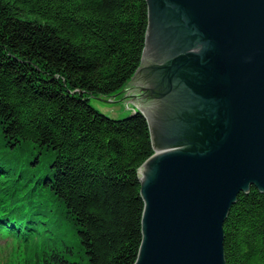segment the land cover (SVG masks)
Wrapping results in <instances>:
<instances>
[{"label": "trees", "instance_id": "obj_1", "mask_svg": "<svg viewBox=\"0 0 264 264\" xmlns=\"http://www.w3.org/2000/svg\"><path fill=\"white\" fill-rule=\"evenodd\" d=\"M148 11L147 0H0V252L25 250L21 264L137 261L149 124L140 112L110 118L90 99L117 95L140 67ZM63 227L80 261L56 244ZM224 233L227 264H264L256 187Z\"/></svg>", "mask_w": 264, "mask_h": 264}, {"label": "water", "instance_id": "obj_2", "mask_svg": "<svg viewBox=\"0 0 264 264\" xmlns=\"http://www.w3.org/2000/svg\"><path fill=\"white\" fill-rule=\"evenodd\" d=\"M147 3L140 67L117 95L90 102L149 124L135 264H227L232 206L252 187L264 194V0Z\"/></svg>", "mask_w": 264, "mask_h": 264}, {"label": "rangeland", "instance_id": "obj_3", "mask_svg": "<svg viewBox=\"0 0 264 264\" xmlns=\"http://www.w3.org/2000/svg\"><path fill=\"white\" fill-rule=\"evenodd\" d=\"M92 100H95V98H91L90 102H92ZM129 107L133 108L136 111L138 110V107L136 105L130 104ZM49 164L50 163H43L41 166V169H43V171L46 170L49 167ZM61 231H62L61 237H58L57 240L54 236L56 244L62 246L60 248H65V249L74 246V249H76V254L72 255L71 259L73 261H80L82 257H81V254L79 253L80 250L78 249L77 244L75 243L74 236L69 233L68 229L66 230V227H63ZM1 242L2 244H4L3 241ZM4 251L5 253L0 252V264H21L25 259L24 253H23L25 250L20 251L15 248L9 251L8 253V249L5 248Z\"/></svg>", "mask_w": 264, "mask_h": 264}]
</instances>
